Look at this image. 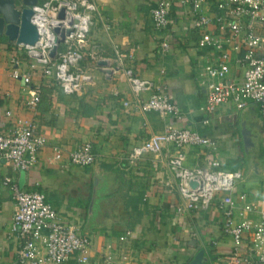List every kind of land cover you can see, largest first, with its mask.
<instances>
[{
    "label": "crops",
    "instance_id": "crops-1",
    "mask_svg": "<svg viewBox=\"0 0 264 264\" xmlns=\"http://www.w3.org/2000/svg\"><path fill=\"white\" fill-rule=\"evenodd\" d=\"M94 1L96 9L79 62L87 78L76 93H63L51 77L41 75L40 65L29 67L32 62L23 49L0 37V132H7L18 120H31L35 132L45 138L37 163L27 170H14L0 160V264H13L18 247V239L9 233L14 203L10 189L2 183L6 176L21 189L42 191L59 216L77 226L78 233L89 240L93 264H187L199 250L204 264H224L232 242L220 232L216 204L191 212L175 210L177 175L167 163L173 147L136 160L128 154L132 146L162 132L167 124L195 130L214 142L219 168L239 172L236 193L260 203L264 197V125L258 107L247 101L237 109L227 101L209 114L200 109L204 98L201 67L213 61L216 53L196 46L198 31L191 28L188 8L173 2L170 22L164 30H155L149 8L156 0ZM164 38L169 48L162 53L159 44ZM12 69L27 72L29 84L10 76ZM125 70L151 83L140 99L163 86L180 110L178 118L135 110ZM238 73L232 68L227 81L236 80ZM31 85L39 87L34 109L24 104ZM123 101L129 104L124 106ZM88 108L92 113H85ZM243 109V118L255 133L248 158L239 132ZM83 142L90 144L95 156L92 165L52 161L51 146L58 147L65 158ZM205 150L185 146L184 166L204 165ZM126 230L131 235L120 240ZM105 257L111 262L106 263Z\"/></svg>",
    "mask_w": 264,
    "mask_h": 264
},
{
    "label": "built area",
    "instance_id": "built-area-1",
    "mask_svg": "<svg viewBox=\"0 0 264 264\" xmlns=\"http://www.w3.org/2000/svg\"><path fill=\"white\" fill-rule=\"evenodd\" d=\"M173 2L188 8L191 28L198 31L196 46L216 53L213 61L201 67L204 98L200 109L209 114L227 101L242 109L250 101L257 105L264 125V0H156L149 8L155 30H164L170 22ZM95 9L94 0H40L32 6L30 16L37 39L31 45L17 44L28 58L40 65L41 75L51 77L65 94L78 92L83 79L87 78L79 62ZM59 10H62L61 17ZM54 27L59 32L68 31L64 32L62 41L50 57L48 53L58 36ZM159 47L162 53L168 50L166 38L161 40ZM13 60L12 63H16ZM32 66L33 63L29 64ZM232 68L238 69V78L227 81ZM10 76L29 84L27 72L12 69ZM125 76L135 95L132 104L135 110L178 118L180 110L163 86L140 99L139 94L150 90L151 83L135 77L130 70H125ZM27 94L24 104L28 109H34L39 101V87L31 85ZM122 104L127 106L129 102ZM44 145L45 138L35 132L31 120H18L10 130L0 132V160L14 170H27L37 163L38 153ZM214 145L195 130L167 124L162 132L150 134L132 146L128 158L136 160L145 153H157L172 146L174 151L168 156L167 163L177 175L175 189L179 202L176 212L206 209L214 202L221 214L220 232L232 242L224 264H264V197L260 203H255L246 200L244 193H236L235 182L240 174L237 170L219 168ZM185 146L204 147V165L184 166ZM50 149L52 161L60 165L63 159L78 166H90L95 161L88 142L67 152L65 158L58 147L51 146ZM2 183L10 189L14 203L9 233L18 239V247L13 264H66L69 259H73L74 264H93L89 259L88 238L78 233L74 223L59 216L42 191L21 189L7 176L3 177ZM130 235L131 232L126 230L119 239L125 241ZM104 261L111 262L108 257Z\"/></svg>",
    "mask_w": 264,
    "mask_h": 264
},
{
    "label": "water",
    "instance_id": "water-1",
    "mask_svg": "<svg viewBox=\"0 0 264 264\" xmlns=\"http://www.w3.org/2000/svg\"><path fill=\"white\" fill-rule=\"evenodd\" d=\"M40 0H0V37H5L6 41L13 42L15 44H33L37 39V31L35 26L30 22V16L32 14V6H34ZM119 4H124L128 1L140 0H116ZM58 16H62V10H59ZM53 31L58 33L55 38L54 46L49 51L48 55L51 57L54 55L57 44H59L63 39V32H59L58 28L54 27ZM245 109L240 112V124L239 132L242 141V148L246 158L249 157L250 149L253 146L252 139L255 133L253 128L249 126L243 114ZM96 166H94L95 168ZM97 181V175H93V185ZM205 257L203 256V251H197L187 264H204Z\"/></svg>",
    "mask_w": 264,
    "mask_h": 264
},
{
    "label": "trees",
    "instance_id": "trees-1",
    "mask_svg": "<svg viewBox=\"0 0 264 264\" xmlns=\"http://www.w3.org/2000/svg\"><path fill=\"white\" fill-rule=\"evenodd\" d=\"M92 111H93V110H92L91 108H88V109H86L85 113H87V114H88V113H92ZM219 167H220V166H219Z\"/></svg>",
    "mask_w": 264,
    "mask_h": 264
},
{
    "label": "rangeland",
    "instance_id": "rangeland-1",
    "mask_svg": "<svg viewBox=\"0 0 264 264\" xmlns=\"http://www.w3.org/2000/svg\"><path fill=\"white\" fill-rule=\"evenodd\" d=\"M29 60H30L33 64H38V63H36L35 60L32 59V58H29Z\"/></svg>",
    "mask_w": 264,
    "mask_h": 264
}]
</instances>
